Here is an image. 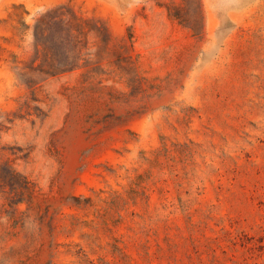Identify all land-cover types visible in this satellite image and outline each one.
<instances>
[{
	"label": "rangeland",
	"instance_id": "obj_1",
	"mask_svg": "<svg viewBox=\"0 0 264 264\" xmlns=\"http://www.w3.org/2000/svg\"><path fill=\"white\" fill-rule=\"evenodd\" d=\"M61 3L110 36L29 87ZM0 264H264V0H0Z\"/></svg>",
	"mask_w": 264,
	"mask_h": 264
},
{
	"label": "trees",
	"instance_id": "obj_2",
	"mask_svg": "<svg viewBox=\"0 0 264 264\" xmlns=\"http://www.w3.org/2000/svg\"><path fill=\"white\" fill-rule=\"evenodd\" d=\"M26 26L32 32V52L15 68L18 79L29 87L87 65L90 46L110 36L103 21L77 12L68 3L46 8Z\"/></svg>",
	"mask_w": 264,
	"mask_h": 264
}]
</instances>
